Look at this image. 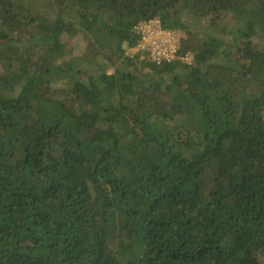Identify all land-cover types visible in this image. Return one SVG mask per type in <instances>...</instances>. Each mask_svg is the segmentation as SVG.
I'll use <instances>...</instances> for the list:
<instances>
[{
  "label": "trees",
  "instance_id": "trees-1",
  "mask_svg": "<svg viewBox=\"0 0 264 264\" xmlns=\"http://www.w3.org/2000/svg\"><path fill=\"white\" fill-rule=\"evenodd\" d=\"M40 1L0 0V264H264V0Z\"/></svg>",
  "mask_w": 264,
  "mask_h": 264
},
{
  "label": "built area",
  "instance_id": "built-area-1",
  "mask_svg": "<svg viewBox=\"0 0 264 264\" xmlns=\"http://www.w3.org/2000/svg\"><path fill=\"white\" fill-rule=\"evenodd\" d=\"M136 32L140 35L134 51H142L148 54L154 63L172 61L177 57L183 38L175 34L176 30L170 31L163 28L158 18L148 22H140L136 27ZM193 55L186 53L182 59L191 62Z\"/></svg>",
  "mask_w": 264,
  "mask_h": 264
},
{
  "label": "rangeland",
  "instance_id": "rangeland-1",
  "mask_svg": "<svg viewBox=\"0 0 264 264\" xmlns=\"http://www.w3.org/2000/svg\"><path fill=\"white\" fill-rule=\"evenodd\" d=\"M42 4V0L40 1ZM186 26H189L190 32L188 31H183V30H176L175 34L178 35L179 37L187 38L189 35H193L195 38H198L199 36H201L202 38L208 39L209 37L213 36V35H217V36H221L223 35L222 32V27L228 24V28L231 29V27L234 26V21L231 20L229 17L226 18V20L221 21V23L219 24H215L210 26V23H208V21L204 18H186L184 21ZM254 41L257 44H264V27L263 25H259L258 30H257V34L254 37ZM127 52H131L134 53V47L131 48H127ZM191 53V52H190ZM191 55H193L191 53ZM136 65L139 67V74H143L146 72H150L152 73L150 76H156L158 79L161 78V76L157 73H155L151 68H149L148 64L143 63V61H137ZM87 66H89L87 63H84V65L82 67L87 68ZM114 69L113 68H109L108 71L112 72ZM163 84H168V82H170L169 76L164 79V81H162Z\"/></svg>",
  "mask_w": 264,
  "mask_h": 264
}]
</instances>
